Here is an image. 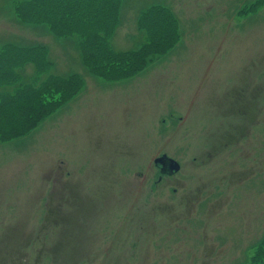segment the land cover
<instances>
[{
	"label": "rangeland",
	"instance_id": "1",
	"mask_svg": "<svg viewBox=\"0 0 264 264\" xmlns=\"http://www.w3.org/2000/svg\"><path fill=\"white\" fill-rule=\"evenodd\" d=\"M87 1L99 10L112 3ZM14 2L0 0L8 31ZM150 2L168 7L166 25L163 8L161 16L153 12L140 24L150 32L153 55L160 57L168 35L176 41L162 58L165 66L153 70L137 60L144 54L135 46L122 52L112 47L107 34L115 30L109 17L96 18L99 13L86 22L71 9L66 18L79 43L92 31L104 35L87 43L86 51L110 58L91 55L103 80L95 84L77 76L72 78L78 84L70 86L56 78L46 83L32 73L29 83L17 74L13 78L21 67L5 55L18 58L26 50L4 43L0 251L8 259L70 264L61 252L69 249L83 256L77 264H264V0ZM28 13L34 14L32 7ZM82 22L90 34L82 31ZM59 46L67 52L52 55L60 63L56 72L82 74L77 46ZM116 57L126 64L122 77L112 74L120 62ZM23 61L45 73L37 60ZM82 87L85 100L57 103ZM163 153L182 168L160 181L154 159ZM72 194L79 195L82 218L65 215L82 221L80 232L92 238L82 245L50 244L51 260L30 241L72 234L47 217L62 211Z\"/></svg>",
	"mask_w": 264,
	"mask_h": 264
},
{
	"label": "crops",
	"instance_id": "2",
	"mask_svg": "<svg viewBox=\"0 0 264 264\" xmlns=\"http://www.w3.org/2000/svg\"><path fill=\"white\" fill-rule=\"evenodd\" d=\"M26 1L28 0H15L13 4L14 26L11 27L10 31H8V20L6 19L5 15L0 12V54L2 50H4V43L6 42H9L11 45L23 46L24 50H26L23 54H16L18 55V58H16L14 54L5 55L8 63L12 62L16 67H18V65L21 67L16 71L13 78L17 74L21 81L29 83L30 79H32L30 77V73H32L33 76H37L39 80H44L46 83L56 78L69 85L66 81V78L70 77V75L71 77L77 76L81 79L82 77H86L88 84H95L99 80L103 81L96 76L97 74L91 72L89 68H87L88 66L84 63V60L88 58L91 59L92 54L97 57L93 52L86 51V49H89L87 47V43L92 42L96 37H103L104 35H97L94 31H92L90 34L89 27L84 22H82V31L90 35L82 36L83 41L80 43L78 40H75V33H73V31L68 27L66 22V18L69 17V10L71 9H76L77 12L82 15V19H84L86 22L94 21L93 13H99V15L96 17L97 19L109 17L110 25L112 26V29L115 30V35H112V33L109 32L107 36L112 40L113 47H116L114 48L116 51L122 52L125 51V48L127 47L135 46L139 51H142V54H147L146 66L148 69L151 68V70H153L158 68L160 65L165 66L164 62H162V58L168 54V52L159 58H156L152 51L149 50V46L151 45L149 42L150 32L145 24L141 26L140 24L150 21L152 7L164 6L168 8L166 4L151 3L150 0H112V3L109 7L99 10L94 8V6H92L87 0H82V6L76 7L63 4L58 8L48 6V9L46 10L42 8L39 9L38 6H33L32 11L34 13V17L36 18L29 21L24 17L21 10L22 4ZM114 7L116 9L115 12L112 11ZM52 11L57 13L61 12L62 14L60 16L54 15L52 18ZM17 25L20 27L16 28ZM70 37L73 39L68 41L67 38ZM85 38H88V40H85ZM69 43L76 45L80 52V59L83 64L82 74L77 72L58 73L56 72V68L60 67V63H55L54 61L50 63L49 61L50 59H53V54L65 55L67 49L64 46L60 47L59 45H65ZM33 52L37 54L35 58H28L27 54L33 55ZM149 55L152 56L150 57ZM23 58H26L28 61L37 60L39 66L45 68V73L40 74L35 69L33 64L24 62ZM98 59L102 60L110 58L108 57ZM116 60L120 59L116 57ZM85 68H87V70ZM9 72L12 74L11 71ZM110 81L113 83H128L124 79L119 81L110 79ZM81 96L82 101L87 97L86 89L84 87H82L81 92L77 96L71 98L61 105L66 106L68 103ZM53 115L54 114L51 113L50 117ZM82 123H84V121H82Z\"/></svg>",
	"mask_w": 264,
	"mask_h": 264
},
{
	"label": "trees",
	"instance_id": "3",
	"mask_svg": "<svg viewBox=\"0 0 264 264\" xmlns=\"http://www.w3.org/2000/svg\"><path fill=\"white\" fill-rule=\"evenodd\" d=\"M58 0H52L49 1L45 4H35L32 5L30 0L24 2L21 6V10H22V14L24 15V17L31 21L33 19H35L36 17H34L32 14L28 13V9L30 7L33 6H38L39 9H48V6H53L55 8H58L59 6L63 5V4H68L71 5L72 7H76V6H82V0H62L63 2L61 4L57 3ZM162 8L165 9V25L167 24V9L164 6H155L151 8L152 13L159 11L160 16L162 14ZM54 15H61V12H53L52 11V18ZM173 30H176L175 28H172ZM170 34V33H168ZM176 35V33H174ZM174 36L173 34H170L166 37V49H163L160 51V56L164 55L165 53L168 52L169 48H171L174 43L176 42L175 40L171 41V37ZM175 39V38H174ZM177 40V39H176ZM149 50L152 51L151 45L149 46ZM37 54L33 52V55L27 54L28 58H35ZM146 57L147 54H144L143 57L138 58L137 60L139 61H143L146 64ZM102 60H110V59H102ZM84 63L88 66L89 70L95 74L99 73V71L101 69H99L96 65V63L93 62L92 59L88 58L84 60ZM126 70V64L124 61L120 60V62L118 63V65L115 66V68H113L112 70V74L115 77H122V73L121 71ZM67 83L70 85L73 84H78L71 76L66 78ZM77 86V85H76ZM245 90V89H244ZM261 93L264 94V90L261 89ZM72 97H69V95L67 97H61L57 103L58 104H63L64 102H67L68 100H70ZM242 100V98L240 99ZM244 108L245 105H241V111L240 114H244ZM80 196H81V192H80ZM79 195L76 194H72L69 195L65 201H64V206H63V210L59 211L58 213H55L53 211H49V213L47 214V217H52L55 218V225H53L56 229H66L68 230V233L71 232L72 234H68L67 236H58L57 234H55L54 236H44V237H40L37 238L34 241H30L31 243L33 242L35 248L38 250V252L41 251H45L47 253V255L50 257L51 260H53V254H55V252L51 251L50 248V244H56V243H60L63 244L65 246H69V245H73L75 243L77 244H81L82 245V240L85 239H90L92 238L91 235L88 234H82L80 231L82 230V221H79L78 219L74 220L75 222H71L68 217H66L65 214H75L77 215L79 218H82V215L80 214L81 211V207H80V200L78 199ZM60 217L59 219H57V217ZM52 224L51 222H49V225ZM72 224V225H71ZM52 238V239H51ZM264 242V240H263ZM62 254L65 256V258L70 262V264H77L79 262L82 261L83 256L78 257L75 256L73 254V252L69 249H64L61 251ZM260 257V256H259ZM0 262L1 264H30V262L28 261V259H24L23 263H19L16 260L12 261L10 259H8L7 255L4 252L0 251Z\"/></svg>",
	"mask_w": 264,
	"mask_h": 264
},
{
	"label": "water",
	"instance_id": "4",
	"mask_svg": "<svg viewBox=\"0 0 264 264\" xmlns=\"http://www.w3.org/2000/svg\"><path fill=\"white\" fill-rule=\"evenodd\" d=\"M156 164L161 166L162 171H169V173H175L180 169V163L166 154L156 158Z\"/></svg>",
	"mask_w": 264,
	"mask_h": 264
},
{
	"label": "flooded vegetation",
	"instance_id": "5",
	"mask_svg": "<svg viewBox=\"0 0 264 264\" xmlns=\"http://www.w3.org/2000/svg\"><path fill=\"white\" fill-rule=\"evenodd\" d=\"M242 92H244V89H241V91H240V93H239V96H241L240 94H242ZM238 98H239V100H240V99L242 98V96H241V97H238ZM163 154H166V155H168L169 157H172V156H170V155L167 154V153H163ZM163 154L159 155L158 157L162 156ZM158 157H156V158H158ZM156 158L154 159L155 166H156L157 168L160 169V172H162L161 175L159 176V179H158V180H160V181H162V179H163V175H168V176H171V175H173V174L175 175V174L178 173V172L181 170V168H182V165H181L180 161H178L176 158L172 157V158L176 159V160L180 163V169H179L177 172L173 173V174H172V173H169L168 170H167V171H161V170H162V169H161V166L157 165L156 162H155ZM199 191H200V189H199ZM187 203H188V202H187ZM194 204H195V201H192V202H191L192 207L194 206ZM143 223H144V222H142L141 224H143ZM82 234H85V233L82 232ZM110 262L120 263L121 260H110Z\"/></svg>",
	"mask_w": 264,
	"mask_h": 264
},
{
	"label": "bare ground",
	"instance_id": "6",
	"mask_svg": "<svg viewBox=\"0 0 264 264\" xmlns=\"http://www.w3.org/2000/svg\"><path fill=\"white\" fill-rule=\"evenodd\" d=\"M27 23H28V22H27ZM112 35H113V34H112ZM79 37H80V36H79ZM112 47H113V43H112ZM114 48H116V47H114ZM45 49H46V48H45ZM46 50H47V49H46ZM119 51H121V50H119ZM46 53H47V52H46ZM46 56H47V54H46ZM46 56H45V57H46ZM47 57H48V56H47ZM49 58H50V57H49ZM49 61H50V63H51V62H52V59H50ZM30 63H31V62H30ZM53 63H54V62H53ZM31 64H32V63H31ZM41 67H42V66H41ZM85 67H86V66H85ZM87 68H88V67H87ZM87 68H85V69L87 70ZM86 70H85V71H86ZM72 72H73V71H72ZM73 73H74V72H73ZM41 74H42V73H41ZM75 74H76V73H75ZM86 74H88V73H86ZM90 74H92V73H90ZM84 75H85V74H84ZM70 76H71V75H70ZM78 76H79V74H78ZM27 77H28V75H27ZM33 77H34V76H33ZM33 77H32V78H33ZM41 81H42V80H41ZM18 82H20V81H18ZM25 83H26V82H25ZM16 85H17V83H16ZM32 87H34V86L32 85ZM47 87H48V86H47ZM35 88H36V87H35ZM35 88H34V89H35ZM51 89H52V88H51ZM41 122H42V120H41ZM28 132H29V131H28ZM161 171H162V170H161ZM161 173H162V172H161ZM173 175H174V174H173Z\"/></svg>",
	"mask_w": 264,
	"mask_h": 264
}]
</instances>
